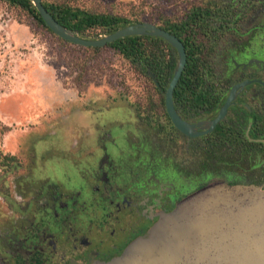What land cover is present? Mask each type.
<instances>
[{
	"label": "flooded vegetation",
	"instance_id": "obj_1",
	"mask_svg": "<svg viewBox=\"0 0 264 264\" xmlns=\"http://www.w3.org/2000/svg\"><path fill=\"white\" fill-rule=\"evenodd\" d=\"M194 8L211 67L191 92L197 101H173L192 134L168 112L171 81L162 90L150 72L155 98L116 101L101 128L73 131L71 146L57 147L63 167L8 178L0 264H109L208 186L264 188V0H197L186 11ZM8 158L12 172L23 167Z\"/></svg>",
	"mask_w": 264,
	"mask_h": 264
},
{
	"label": "rangeland",
	"instance_id": "obj_2",
	"mask_svg": "<svg viewBox=\"0 0 264 264\" xmlns=\"http://www.w3.org/2000/svg\"><path fill=\"white\" fill-rule=\"evenodd\" d=\"M66 1L158 24L163 17L177 20L190 3L197 4V0ZM153 98L152 84L114 50L96 52L67 43L26 12L0 2V122L10 128L0 153L17 154L24 164L13 172L9 164L0 166V231L8 227V178L38 172L41 164L44 171L51 166L58 170L64 165L57 147L71 146L73 131L101 128L104 109L121 103L116 101ZM112 115L121 112L114 110Z\"/></svg>",
	"mask_w": 264,
	"mask_h": 264
},
{
	"label": "water",
	"instance_id": "obj_3",
	"mask_svg": "<svg viewBox=\"0 0 264 264\" xmlns=\"http://www.w3.org/2000/svg\"><path fill=\"white\" fill-rule=\"evenodd\" d=\"M32 2L55 35L77 46L104 48L129 36L159 37L168 42L178 54L175 73L166 91L168 112L181 132L192 134L193 126L177 114L173 105L174 92L188 59L184 43L176 35L153 23L142 22L99 39H87L60 24L43 0ZM246 84L232 91L219 118L226 114L237 90ZM109 264H264V188L208 186L184 200L173 214L130 246L121 259Z\"/></svg>",
	"mask_w": 264,
	"mask_h": 264
},
{
	"label": "trees",
	"instance_id": "obj_4",
	"mask_svg": "<svg viewBox=\"0 0 264 264\" xmlns=\"http://www.w3.org/2000/svg\"><path fill=\"white\" fill-rule=\"evenodd\" d=\"M0 2L26 12L40 26L54 34L45 24L32 0H0ZM43 4L60 24L87 39H99L101 36L114 33L128 25L143 22L138 16L129 17L113 13H101L75 6L66 0H43ZM201 12L202 10L199 8H194L189 12L186 11L177 20L163 17L160 24L152 22L176 35L186 48L187 65L175 90V101H197L196 95L193 96L191 92L194 91L195 94L198 83L204 82L203 76L208 71L207 68L211 67V58L204 52L206 46L201 39L204 28V25L200 24L199 21ZM104 48L114 50L149 83L152 82L150 72H155L162 90L166 89L174 76L178 54L176 49L162 38L129 36ZM89 49L100 52L103 48ZM9 131L10 128L0 122V146L3 137ZM0 166L8 167V155L4 156L0 153Z\"/></svg>",
	"mask_w": 264,
	"mask_h": 264
}]
</instances>
